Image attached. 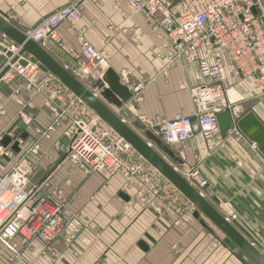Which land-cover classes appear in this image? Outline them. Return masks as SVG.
I'll use <instances>...</instances> for the list:
<instances>
[{
	"label": "crops",
	"instance_id": "0c3cea01",
	"mask_svg": "<svg viewBox=\"0 0 264 264\" xmlns=\"http://www.w3.org/2000/svg\"><path fill=\"white\" fill-rule=\"evenodd\" d=\"M65 4V0H0V13L23 32ZM83 42L105 57L106 70L131 93L121 108L112 107L127 124L153 132L157 122L193 112L189 91L200 83L197 64L176 57L155 19L134 15L123 3L85 0L80 22L73 27L61 25L59 41L45 47L74 72L75 56ZM223 62L228 69L226 95L233 105V118L252 113L264 125V97L235 75L228 60ZM106 70L100 78L85 83L96 91ZM104 82L108 88V81ZM53 119L45 97L28 92L20 77L0 88V140L13 135L20 121L28 134L20 143L23 151L11 162L4 159L0 169L10 172L21 161L28 187L45 196L55 195L70 212L64 234L50 245L35 240L19 246L25 264H187L192 249L201 253L202 262L246 264L226 248L219 231L205 232L190 221L175 229L160 222L156 213L145 214L138 207L136 189L128 188L122 175L86 174L72 164L63 144L65 124L56 133L42 136ZM171 149L182 162L176 164L182 173L201 165L209 183L204 196L211 202L218 200L216 207L224 216L236 213L240 221L233 225L243 227L249 222L250 235L264 236V156L256 146L229 131L208 139L197 133ZM10 257L0 246V264H9Z\"/></svg>",
	"mask_w": 264,
	"mask_h": 264
},
{
	"label": "built area",
	"instance_id": "2783aa9c",
	"mask_svg": "<svg viewBox=\"0 0 264 264\" xmlns=\"http://www.w3.org/2000/svg\"><path fill=\"white\" fill-rule=\"evenodd\" d=\"M65 1L63 7L38 25L25 29L26 38L45 46L48 42L59 41L61 25L78 24L85 0ZM111 1L116 5L125 4L134 15L155 19L165 30L176 57H186L197 64L200 83L189 91L193 112L177 114L153 127V133L167 147L183 145L197 133L208 139L219 133L217 115L230 112L234 117L233 105L226 95L228 69L223 59L229 61L241 81L249 82L264 97V0ZM1 38L3 61L7 64L19 49ZM75 61L73 73L84 82L100 78L106 70L105 57L87 42L82 43ZM39 74L38 68L31 63L26 67L15 64L3 80L8 84L20 77L28 92L45 97L54 119L42 136L56 133L65 124L66 156L72 164L86 174L109 177L121 174L128 188L167 196L173 203L183 206L188 214L194 213L192 205L179 192L55 78L46 75L35 86ZM136 90L138 87L134 88ZM229 131L237 138L243 137L235 125ZM15 155L18 154L9 146L0 144V164L4 159L11 162ZM16 163L10 172L0 169V246L11 254L9 264H25L19 246L26 247L35 240L50 245L66 230L69 215L60 198L54 200L38 193L37 188H29L27 172L21 161ZM183 174L201 193L208 188L200 164L188 167ZM225 217L231 223L240 221L236 213ZM256 242L255 239L251 241L254 246ZM259 245L264 250V241Z\"/></svg>",
	"mask_w": 264,
	"mask_h": 264
},
{
	"label": "water",
	"instance_id": "95a60500",
	"mask_svg": "<svg viewBox=\"0 0 264 264\" xmlns=\"http://www.w3.org/2000/svg\"><path fill=\"white\" fill-rule=\"evenodd\" d=\"M0 36L5 41L15 45L19 51L7 64L0 57V88H5L3 77L13 65L26 67L28 63L35 65L40 74L35 79V86L39 85L46 75L55 78L64 88L71 92L102 122L122 138L135 153L152 166L182 197L194 208L193 217L207 219L212 226L229 241L238 253L251 264H264V254L247 239L233 223H231L216 207L218 200L209 201L203 193L189 183L184 174L178 170L176 164L182 162L171 148L167 147L152 131L140 128L138 130L126 122L112 109L121 108L129 99L131 93L127 87L121 86L119 78L109 69L104 74V81L94 91L72 71L67 69L41 42H34L26 38L24 33L11 24L0 13ZM4 47L0 45V53ZM219 133H227L232 126H236L241 134L264 156V125L252 113H248L238 120H233L230 112L217 115ZM14 139L8 136L1 141L2 147H10L15 154L20 153V142L26 141V124L20 121L13 134ZM63 144L68 146V139ZM127 200L124 195L120 196ZM203 227L204 223L200 222ZM64 232L61 233L63 235ZM146 251V246L138 245Z\"/></svg>",
	"mask_w": 264,
	"mask_h": 264
},
{
	"label": "rangeland",
	"instance_id": "374dc122",
	"mask_svg": "<svg viewBox=\"0 0 264 264\" xmlns=\"http://www.w3.org/2000/svg\"><path fill=\"white\" fill-rule=\"evenodd\" d=\"M8 137L14 139L13 135L8 136ZM34 151H36V150L34 149ZM23 169H25V166L23 167ZM117 175H119V174H117ZM136 191H137V197L139 199L138 200L139 209H141L145 214H147V213L150 214L153 212L156 213L158 215V218H160L159 221L165 225H168L169 227H173L175 229H178L182 223H184L185 221H190L189 223L191 225H193L195 227L196 226L200 227V228L204 229L205 232L217 231L207 219H205L203 217H200L199 219H195L193 217V214H188L187 210H185L183 206H178L177 204L173 203L171 201V199H169L167 196L153 195L152 192H144L142 190H140V191L136 190ZM43 196H45V195H43ZM229 196H231V195H227L225 198H228ZM45 197H51L54 200H57L55 195L45 196ZM63 205H64L63 207L65 209V212L67 214L68 213L70 214V212H68V210L65 208V204H63ZM145 217H147V216H145ZM201 221L204 223L205 227H203L201 225V223H200ZM235 226L240 232L244 233L243 235L247 239H249L251 241H253V239L257 240L256 244L258 246L256 245V247L264 254L263 247L259 245L260 241H264V236H260L257 234L256 235H250V232H252L253 230L251 229L252 226L249 222L243 223V227H239L237 225H235ZM217 233H219V232L217 231ZM219 235L222 236V234H220V233H219ZM224 243H225L226 248H228L235 257L238 256V258H240L244 263L251 264L250 262L245 260L234 249V247L226 241V239L224 240ZM192 252H193L192 255L188 258L187 264H210V263H207L205 261L202 262L201 258H203V257H201V253L199 251H195L192 249Z\"/></svg>",
	"mask_w": 264,
	"mask_h": 264
},
{
	"label": "trees",
	"instance_id": "16d2710c",
	"mask_svg": "<svg viewBox=\"0 0 264 264\" xmlns=\"http://www.w3.org/2000/svg\"><path fill=\"white\" fill-rule=\"evenodd\" d=\"M227 241V240H226ZM230 245H232L229 241H227ZM241 255V254H240ZM243 257V255H241ZM244 258V257H243ZM245 259V258H244ZM246 260V259H245ZM249 262V261H248Z\"/></svg>",
	"mask_w": 264,
	"mask_h": 264
},
{
	"label": "bare ground",
	"instance_id": "6f19581e",
	"mask_svg": "<svg viewBox=\"0 0 264 264\" xmlns=\"http://www.w3.org/2000/svg\"><path fill=\"white\" fill-rule=\"evenodd\" d=\"M68 220V219H67Z\"/></svg>",
	"mask_w": 264,
	"mask_h": 264
}]
</instances>
